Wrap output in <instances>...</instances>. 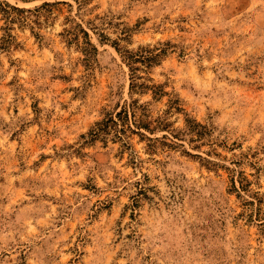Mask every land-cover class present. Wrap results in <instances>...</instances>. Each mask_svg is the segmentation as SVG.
Wrapping results in <instances>:
<instances>
[{"label":"rangeland","instance_id":"obj_1","mask_svg":"<svg viewBox=\"0 0 264 264\" xmlns=\"http://www.w3.org/2000/svg\"><path fill=\"white\" fill-rule=\"evenodd\" d=\"M0 1V264H264V0ZM132 100L161 127L83 138Z\"/></svg>","mask_w":264,"mask_h":264},{"label":"trees","instance_id":"obj_2","mask_svg":"<svg viewBox=\"0 0 264 264\" xmlns=\"http://www.w3.org/2000/svg\"><path fill=\"white\" fill-rule=\"evenodd\" d=\"M44 6L47 7L49 4H44L42 7L34 9V11H38ZM25 12H32V10H23L0 1V13L4 15L7 21V27L5 28L7 35L3 38L5 47H9L14 43V37L9 33L11 30L10 27L16 21L26 20V18L21 15ZM81 32L84 34L83 44L87 45L84 51L89 53L90 49L94 53H98V49L93 45L89 34L84 29H81ZM164 54L165 50H162L160 53L148 51L147 54H128L126 58L131 72L130 91L132 96L135 93L145 94L148 91H153L155 97H162L165 95V91L160 86L153 84L151 78H146L139 74L143 68L137 66V64H142L144 69H148L156 64ZM148 112L147 105L140 104L139 100H132V102L122 106L121 110L115 115L110 114L104 120L97 122L87 136H83V138H86L89 143H94L100 140L106 142L110 136H113L114 139L122 141L126 145V141L130 138V134H136V129L154 132L161 127V122L153 127L154 122L149 121L150 115ZM142 135L145 136L144 134Z\"/></svg>","mask_w":264,"mask_h":264}]
</instances>
